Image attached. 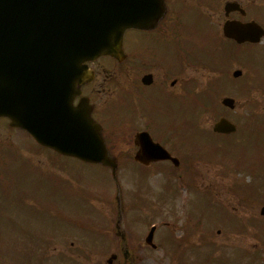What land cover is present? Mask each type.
Here are the masks:
<instances>
[{
  "label": "rangeland",
  "instance_id": "obj_1",
  "mask_svg": "<svg viewBox=\"0 0 264 264\" xmlns=\"http://www.w3.org/2000/svg\"><path fill=\"white\" fill-rule=\"evenodd\" d=\"M244 60L255 63L250 52ZM185 69L195 95L183 99L182 168L146 174L150 186L133 162L119 163L116 182L109 169L43 150L0 118V264H107L118 239L116 195L136 264H264V97L247 98L243 79L217 80L196 60ZM224 95L234 109L221 104ZM118 112V103L109 107ZM222 114L237 126L224 137L212 131ZM110 134L118 155L123 141ZM152 223L155 248L144 243Z\"/></svg>",
  "mask_w": 264,
  "mask_h": 264
},
{
  "label": "flooded vegetation",
  "instance_id": "obj_2",
  "mask_svg": "<svg viewBox=\"0 0 264 264\" xmlns=\"http://www.w3.org/2000/svg\"><path fill=\"white\" fill-rule=\"evenodd\" d=\"M163 2L164 11H158L159 17L151 28L124 31L123 52L119 58L103 56L106 57L103 62H99L101 57L87 62L92 77L76 83L80 93L73 95L74 104L85 97L91 116L100 124L106 145L117 162L136 164L147 186L151 184L148 174L172 176L179 174L182 168L185 153L182 137L188 129L182 121L187 104L183 99L191 92L189 78L183 73L190 60H196L205 68L213 67L217 80L226 76L235 84L243 79L248 83L247 98L264 97V0ZM150 42L156 44L157 49L149 45ZM174 51H185V58H168ZM248 52L255 63L244 60ZM8 68L13 70L12 63ZM15 71L17 76H24V68ZM116 103L119 112L109 114V107ZM8 121L7 118V124ZM111 130H116L123 141L124 147L118 155L113 149L117 142ZM142 131L175 156L178 163L170 159H135V153L140 150L136 135ZM161 166L167 170H162ZM120 213L122 216V209ZM114 228L115 235L124 240L114 244L108 264H129L131 249H135V234L117 223Z\"/></svg>",
  "mask_w": 264,
  "mask_h": 264
},
{
  "label": "water",
  "instance_id": "obj_3",
  "mask_svg": "<svg viewBox=\"0 0 264 264\" xmlns=\"http://www.w3.org/2000/svg\"><path fill=\"white\" fill-rule=\"evenodd\" d=\"M161 1L0 0V51L12 52L14 33L26 36L21 29L34 28L32 38L45 61L35 83L32 73L24 71L26 75L19 77L15 68L9 71L7 64L11 63L7 56L0 55V80L4 79L0 81V114L9 115L11 125L25 128L37 142L59 153L110 166L115 177L117 164L108 154L100 126L91 118L85 103L72 105L70 85L86 75L82 61L100 54L118 55L126 28L150 27L157 19ZM53 83L57 87L55 98L48 92ZM222 103L233 107L234 100L225 97ZM213 130L228 133L235 126L220 118ZM137 137L145 140L137 157L147 153L157 158L170 157L147 133ZM153 148L155 151H149ZM260 214L264 215V205Z\"/></svg>",
  "mask_w": 264,
  "mask_h": 264
}]
</instances>
